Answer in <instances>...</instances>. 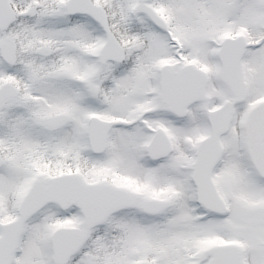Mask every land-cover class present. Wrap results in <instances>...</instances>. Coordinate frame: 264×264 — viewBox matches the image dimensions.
Returning <instances> with one entry per match:
<instances>
[{
	"label": "snow or ice",
	"instance_id": "snow-or-ice-1",
	"mask_svg": "<svg viewBox=\"0 0 264 264\" xmlns=\"http://www.w3.org/2000/svg\"><path fill=\"white\" fill-rule=\"evenodd\" d=\"M0 264H264V0H0Z\"/></svg>",
	"mask_w": 264,
	"mask_h": 264
}]
</instances>
